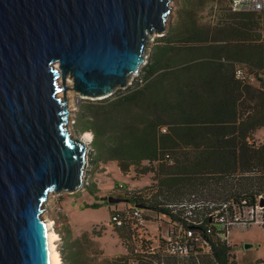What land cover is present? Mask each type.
<instances>
[{
  "label": "trees",
  "instance_id": "1",
  "mask_svg": "<svg viewBox=\"0 0 264 264\" xmlns=\"http://www.w3.org/2000/svg\"><path fill=\"white\" fill-rule=\"evenodd\" d=\"M261 27L258 11L219 6L212 21L184 25L182 41L160 36L165 40L153 46L133 85L77 102L74 122L80 131L91 132L93 163L115 161L123 173L131 167L153 172L144 187L122 184L127 205L170 213L171 204L191 193L253 202L264 191V141L251 139L264 127ZM237 66L261 75L259 83L238 79ZM85 186L96 195L94 182ZM119 230L128 235L127 229ZM231 250L232 245L212 239L211 254L219 264H236L229 260ZM126 258L122 254L98 264H125ZM74 263L90 264L86 255Z\"/></svg>",
  "mask_w": 264,
  "mask_h": 264
},
{
  "label": "water",
  "instance_id": "2",
  "mask_svg": "<svg viewBox=\"0 0 264 264\" xmlns=\"http://www.w3.org/2000/svg\"><path fill=\"white\" fill-rule=\"evenodd\" d=\"M169 1L0 0V264H52L42 205L84 182L90 145L68 131L67 76L90 100L125 88Z\"/></svg>",
  "mask_w": 264,
  "mask_h": 264
},
{
  "label": "rangeland",
  "instance_id": "3",
  "mask_svg": "<svg viewBox=\"0 0 264 264\" xmlns=\"http://www.w3.org/2000/svg\"><path fill=\"white\" fill-rule=\"evenodd\" d=\"M229 0H170V10L165 21V31L154 34L147 43L145 59L141 67L149 60L151 50L155 44L165 39H160L163 34H170V40L182 41L180 31L183 26L194 20L199 24L208 23L215 18L219 6H228ZM140 67V69H141ZM132 74L126 87L133 85L140 79L141 70ZM258 84L261 75L254 73ZM66 83L67 105L69 117L67 128L73 136H82L83 132L76 127L75 114L77 102L87 98H81L78 92L72 89V79ZM125 87V88H126ZM124 89V88H120ZM252 140L256 144L264 141V127L252 134ZM87 155L88 163L85 168L84 182L75 192H50L46 203L42 205L41 216L52 221V228L58 234L57 249L60 253L62 264H75L74 259L87 256L90 264H98L105 258H112L126 254L131 250L128 235L112 227L108 216L113 207L123 208L127 206L125 200L110 203L104 196L123 195V191L114 189L116 183L125 184L129 187L141 188L152 181L153 172L142 174L131 171L123 173L117 163H101L96 165L91 161V143ZM143 164H149L143 162ZM94 182L98 188L96 195L86 190V182ZM99 196V197H97ZM96 202L98 205L92 206ZM146 216L151 217L153 212L144 211ZM76 239L81 243L77 244ZM232 244L231 256L236 264H253L264 258V225L252 224L249 226L234 225L229 234ZM245 244H250L245 247ZM85 254V255H84Z\"/></svg>",
  "mask_w": 264,
  "mask_h": 264
},
{
  "label": "built area",
  "instance_id": "4",
  "mask_svg": "<svg viewBox=\"0 0 264 264\" xmlns=\"http://www.w3.org/2000/svg\"><path fill=\"white\" fill-rule=\"evenodd\" d=\"M228 7L232 11H258L260 39H264V0H229ZM235 76L249 83L257 81L254 72L245 66H237ZM163 159L172 162L168 154ZM113 188L122 190V184L116 183ZM260 199H264V191L253 202L245 198L217 200L191 193L171 204L170 213L154 212L148 217L140 207L127 205L111 208L108 221L114 228L128 230L131 250L126 253L125 264H219L211 254L212 239L217 237L232 245L229 234L234 225H264V204Z\"/></svg>",
  "mask_w": 264,
  "mask_h": 264
},
{
  "label": "bare ground",
  "instance_id": "5",
  "mask_svg": "<svg viewBox=\"0 0 264 264\" xmlns=\"http://www.w3.org/2000/svg\"><path fill=\"white\" fill-rule=\"evenodd\" d=\"M141 70V69H140ZM67 81L70 82V78L67 79ZM59 96H62L63 92L62 91H59L57 93ZM66 94V93H65ZM91 132L89 131H85L83 132L82 134V138L87 142L89 143L91 141ZM45 220H48V219H45ZM53 225V224H52ZM51 236H53V239L51 240V247L53 246L52 248V251H53V254H52V264H62V261H61V257H60V253L57 249V239H58V234L56 233V231L52 228L51 226Z\"/></svg>",
  "mask_w": 264,
  "mask_h": 264
},
{
  "label": "crops",
  "instance_id": "6",
  "mask_svg": "<svg viewBox=\"0 0 264 264\" xmlns=\"http://www.w3.org/2000/svg\"><path fill=\"white\" fill-rule=\"evenodd\" d=\"M255 133H256V132H255ZM255 133H254V134H255ZM111 162H112V163H116L115 161H109V162H107V163H111ZM117 166H118V165H117ZM118 168H119V167H118ZM119 170H120V169H119ZM131 171H135L133 167H131L130 170H129L128 172H126V173H129V172H131ZM135 172H136V171H135Z\"/></svg>",
  "mask_w": 264,
  "mask_h": 264
}]
</instances>
